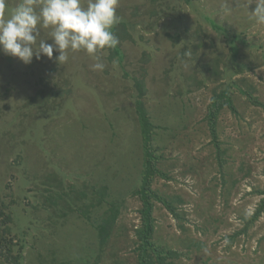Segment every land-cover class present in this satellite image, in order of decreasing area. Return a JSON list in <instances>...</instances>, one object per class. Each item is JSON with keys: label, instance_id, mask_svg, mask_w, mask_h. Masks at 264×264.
Listing matches in <instances>:
<instances>
[{"label": "rangeland", "instance_id": "374dc122", "mask_svg": "<svg viewBox=\"0 0 264 264\" xmlns=\"http://www.w3.org/2000/svg\"><path fill=\"white\" fill-rule=\"evenodd\" d=\"M157 1L156 8L155 0H120L124 57L106 50L102 72L83 52L63 65L55 51L28 65L0 52V199L23 248L21 264L81 263L96 251L95 228L79 208L102 183L122 207L99 264H136L139 102L168 175L156 176L152 188L179 216L156 201L154 240L181 252L177 264H264V212L250 219L261 199L256 189L264 188V25L250 19V0ZM241 78L240 87L233 83ZM215 89L230 93L235 107L219 112L222 163L205 119ZM93 210L96 217L102 206Z\"/></svg>", "mask_w": 264, "mask_h": 264}, {"label": "trees", "instance_id": "16d2710c", "mask_svg": "<svg viewBox=\"0 0 264 264\" xmlns=\"http://www.w3.org/2000/svg\"><path fill=\"white\" fill-rule=\"evenodd\" d=\"M187 3H193V0H186ZM155 7L161 6L157 0H155ZM157 14V12L155 13ZM121 17V16H120ZM207 18V17H206ZM205 18V20H206ZM213 26H216L217 29H221L222 26L217 25L214 20L209 19ZM127 26L128 22L124 19H121L120 23L115 25L113 28L114 34L118 37L120 43L113 49H109L111 56H119L121 58L124 57V50L122 47V41L125 35L127 34ZM223 30V28H222ZM235 40L239 39L238 34L232 35ZM232 50L238 52V46L234 43L232 46ZM240 81H244L243 78L234 81L233 83L238 85L241 84ZM138 86H140L141 95H145L144 88L142 87L143 81L137 79ZM252 89H255L252 86ZM240 91L246 95H252L248 93V91L240 88ZM250 101L256 105L261 102L258 100L256 96L251 97ZM213 103L208 106V113L206 114V121L210 126L211 133L214 137L212 142L215 144L217 149V155L221 162V156L223 154V142L218 139L219 131H218V117L219 112L225 107L227 104L232 111L235 112V107L233 104V99L230 93L226 90H222L218 92L216 89L214 90ZM138 120L141 127V134L143 140V170H142V179L139 186L133 191L136 196H138L142 202V208L140 210L141 213V224L136 228L135 234L137 240L135 243L138 244L136 248L137 251V261L136 264H177L178 257L181 256V252L177 249H173L162 245L159 243L155 237V224H154V208L156 201H162L164 205L170 209V212L177 217H179L175 213V209L172 205V202L165 199L159 193L152 188V181L156 178V176L162 178H168L166 172H164L160 166V157H158L154 151V123L152 118L148 114L147 110L143 106V102H139L138 108ZM222 163V162H221ZM110 184L102 183L101 186H93V195L94 198L91 199V203L86 205V208H79L83 211L84 214H81L82 217L88 219L89 223L94 226L96 231V236L98 238L99 246L96 251L89 252V255L83 257L81 263L78 261L74 262L72 258L64 260L56 263V264H99L101 262V257L106 250V247L109 245V241L113 236L114 227L116 221L118 220L122 207L121 203H118L117 200L110 197ZM256 194L261 196L260 202L255 210L254 215L250 218L251 223H253L260 215L264 212V188H257ZM88 196L86 191L83 192V196ZM117 201V203H116ZM97 206H102L101 213L95 217L92 215L94 210L92 208H96ZM9 205H5L0 199V259L5 261L7 264H21L22 262V247H18V243L16 239L12 236L11 233V222L12 215L10 209L8 210ZM249 219V220H250ZM248 220V221H249ZM250 224V223H248ZM248 225L244 230H246ZM243 230L238 231L236 234L241 233ZM95 253V256L93 255ZM94 258V259H93ZM57 260L56 258L54 259ZM72 260V261H71Z\"/></svg>", "mask_w": 264, "mask_h": 264}, {"label": "clouds", "instance_id": "9594fccd", "mask_svg": "<svg viewBox=\"0 0 264 264\" xmlns=\"http://www.w3.org/2000/svg\"><path fill=\"white\" fill-rule=\"evenodd\" d=\"M255 3L250 19L264 25V0ZM120 0H17L9 6L0 0V52L16 57L25 65L33 57L42 56L66 64L70 54L83 52L91 57L93 71L102 72L105 64L101 54L119 43L113 28L121 17L117 13ZM43 33L47 39L38 37ZM51 40L52 43L46 41ZM115 63V61L113 62Z\"/></svg>", "mask_w": 264, "mask_h": 264}]
</instances>
